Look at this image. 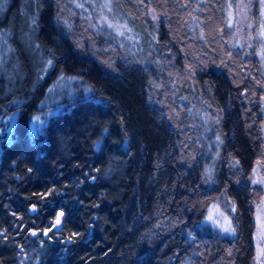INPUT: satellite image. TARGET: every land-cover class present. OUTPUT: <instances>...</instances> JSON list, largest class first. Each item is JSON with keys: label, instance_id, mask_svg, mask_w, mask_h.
<instances>
[{"label": "trees", "instance_id": "16d2710c", "mask_svg": "<svg viewBox=\"0 0 264 264\" xmlns=\"http://www.w3.org/2000/svg\"><path fill=\"white\" fill-rule=\"evenodd\" d=\"M167 1L179 12L188 8L183 19L190 32L179 40L189 41L184 48L163 26L167 20L156 27L148 9L137 12L131 0L116 2L139 34L137 46L116 32L109 40L102 31L86 33L87 18L72 14L64 0L7 1L0 27L9 29L10 55L24 77L16 78L23 86L0 94V106L10 96L2 112L19 110L9 138L0 137V264L252 263L262 185L251 181L250 171L264 144L262 92L251 90L233 66L215 67L216 47L198 32L210 17L205 7L221 0ZM194 37L207 59L191 77L182 66L184 52L195 51ZM104 45L109 60L101 55ZM41 53L52 61L42 76ZM63 72L81 76L91 90L70 97L69 108L30 131L29 115L44 108L39 100ZM157 91L169 99L164 108ZM201 109L210 113L207 123ZM216 130L221 142L210 176L204 161ZM222 194L233 203L231 234L203 221ZM57 211L64 215L54 229ZM33 227L40 232L29 235Z\"/></svg>", "mask_w": 264, "mask_h": 264}, {"label": "rangeland", "instance_id": "374dc122", "mask_svg": "<svg viewBox=\"0 0 264 264\" xmlns=\"http://www.w3.org/2000/svg\"><path fill=\"white\" fill-rule=\"evenodd\" d=\"M7 1L8 0H0V16L3 14ZM64 1H66V3L69 2L68 8L72 14L74 11H77L79 12L77 16L80 15L81 17L85 16L87 18L86 23L88 24L86 25V33L89 32L90 28L97 30V32L102 31L101 35L105 37V40H109L112 35L111 32H116L121 41L129 40V42L133 43L134 46H137L139 34L133 25L130 24V19L127 18L125 14H122V10L118 7L119 4L116 0ZM131 3L135 5L133 8L137 12H145V8H147L156 27H159L162 20H167L168 28L166 25L163 26L169 31V33L171 32V34H173L171 37L174 41L178 42L182 48L189 44V41L187 40H184V42L179 41L181 38L186 39V35L190 32L185 29L183 19V16L188 12L187 6H183L182 9L180 7L182 12H179L180 10H177V4L167 0H131ZM215 3V5L211 6V9L205 7V12L206 14L210 13V17L207 18L208 21L204 24L203 30L202 28H199L198 32L201 34L203 31L210 49L214 45L216 47L220 63L215 65V67L224 65L229 67L233 66L237 70H235L237 75L239 74L241 77L245 76L247 80H250L251 90L259 88V91L262 92V94H260L262 97L261 107L264 112V0H221L215 1ZM31 4L33 3L28 2L26 4V9ZM19 20L20 24H23V21L21 19ZM145 26L148 30L150 28H154L155 30L154 24L151 22L150 26V22L148 20H145ZM0 28V94H5L13 88L23 86L22 82L16 83L18 81L16 78L19 76L21 80L24 77V70L20 68L18 63L19 60L17 58H11L10 53L15 52V47L9 40V29L5 26H1ZM167 30L164 32L166 36H168ZM142 33H144L143 27ZM26 34L28 37L27 40H29L31 37V30H29V32L26 31ZM195 34H197V31H195ZM154 35L156 36V31H154ZM21 38L22 36H20L18 40ZM196 40L197 38L194 37L195 45H191L192 48L196 47L193 54L186 55V52H184L185 54L183 56V70L190 73L191 77L192 75L194 76V74L196 75L197 71L201 68L200 66L203 63L202 59H207V54H205L204 51V53L197 52L200 50V45H197ZM113 41L111 42H117L118 44L122 43L117 39H113ZM104 46L107 48H103L106 55L102 54L103 52L101 55H103L105 59L108 58L109 52L111 54V50L107 47V45ZM28 49L32 54V48L29 47ZM29 51L26 55H30ZM201 55H203V58L199 59L198 56ZM39 59L41 61L45 60L41 66L42 71L40 72V75L42 76L47 72L49 67L47 61L48 57L41 53ZM196 60H198V62H195ZM34 61H31L32 65ZM149 73L150 76L153 77L154 73L152 71ZM24 85L26 86V84ZM159 88L160 83H157L156 89L159 90ZM90 90L91 85L83 82L81 76H77L75 73H58L47 85L45 95L38 102V104L44 106V108H37L29 115L27 121L29 130L32 132L37 131L45 125L52 116H55L65 108H69V106H67V100L70 97L85 96ZM157 94L158 96L154 95V97L157 103L162 105L164 108L169 99L166 95L161 96V91H157ZM9 98L10 96H6L2 99V108H0V137L7 139L14 129L19 113V110L10 111L9 109L7 112H2L5 107L9 108ZM212 110V114L213 112L214 114L217 112V109L214 107ZM172 112L175 113V109H173ZM199 114L203 123H207V114L210 113L205 109H201L199 110ZM210 116L211 119H213V116ZM215 116L216 115H214V117ZM261 130L264 137V115L261 119ZM206 131L207 129H204V132ZM209 142L208 148L211 149L213 153L208 152L207 154V152H204L202 153V156L207 154L204 161L205 171H207L211 176L213 175V169L216 163L215 156L217 152L215 153V151L219 148V142H221V138H219L217 130L210 131ZM210 168L211 170H209ZM263 170L264 144L262 143L261 153L257 157L254 166L250 171L251 181L262 185V191H257V197L261 193L260 199H258V202L254 207V231L252 235L254 255L252 264H264ZM27 209L30 213H33L36 210V205L30 202L27 204ZM232 210L233 203L226 195L222 194L208 204L203 221L213 224L220 231H224V228H230L231 230L227 231V233L231 234L235 231V224L233 223L231 217ZM209 216H211L212 219H208Z\"/></svg>", "mask_w": 264, "mask_h": 264}, {"label": "snow or ice", "instance_id": "6c2138e0", "mask_svg": "<svg viewBox=\"0 0 264 264\" xmlns=\"http://www.w3.org/2000/svg\"><path fill=\"white\" fill-rule=\"evenodd\" d=\"M48 64L51 65V64H52V61L49 60V61H48ZM49 191H51V189H50ZM63 215H64L63 211H61V212L57 215V217H56V222H55V224L53 225V227H57V226L61 223V217H62ZM208 219H212V217L209 216ZM223 230L227 232V231H230L231 229H230V228H224ZM48 231H51V229H49ZM45 234L47 235V233H45ZM33 235H35V233H33ZM73 235H76V234L74 233ZM70 239H71V238H70Z\"/></svg>", "mask_w": 264, "mask_h": 264}, {"label": "water", "instance_id": "95a60500", "mask_svg": "<svg viewBox=\"0 0 264 264\" xmlns=\"http://www.w3.org/2000/svg\"><path fill=\"white\" fill-rule=\"evenodd\" d=\"M33 206V205H32ZM61 211H58L57 213H56V215H55V217H54V222H53V225L55 224V222H56V217H57V215L60 213ZM59 227H60V224L57 226V227H54V229H59ZM40 232V229L38 228V227H33V228H31L30 230H29V235H33V233H35V234H37V233H39ZM46 232L45 231H43V234H45Z\"/></svg>", "mask_w": 264, "mask_h": 264}, {"label": "bare ground", "instance_id": "6f19581e", "mask_svg": "<svg viewBox=\"0 0 264 264\" xmlns=\"http://www.w3.org/2000/svg\"><path fill=\"white\" fill-rule=\"evenodd\" d=\"M25 180V179H24ZM28 182V181H27ZM24 185H26V184H24ZM225 197V196H224ZM223 199V198H222ZM220 200V199H219ZM35 207V206H34ZM39 209V208H38ZM29 211V210H28ZM72 224V223H71ZM74 224V223H73ZM37 226V225H36ZM31 227V226H30ZM40 227V226H39ZM29 229H31V228H29ZM29 229H28V231H29ZM58 231V230H57ZM43 236V235H42ZM34 237V236H33ZM39 237V236H38ZM252 242H253V240H252ZM252 264V263H251Z\"/></svg>", "mask_w": 264, "mask_h": 264}]
</instances>
